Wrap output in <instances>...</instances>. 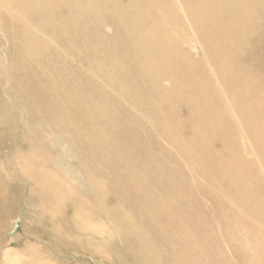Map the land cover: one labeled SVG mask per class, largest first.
<instances>
[{
	"label": "rangeland",
	"instance_id": "obj_1",
	"mask_svg": "<svg viewBox=\"0 0 264 264\" xmlns=\"http://www.w3.org/2000/svg\"><path fill=\"white\" fill-rule=\"evenodd\" d=\"M3 1L4 9L2 10V12L6 15L7 19L3 20L0 18V33L4 35H0V264H13V262H18L21 264V262H24V260L22 259L23 256H20V259H17L15 261L12 260L11 254L12 252L19 254L23 250V248H25L24 245L27 243V241L28 243L33 242L32 244H34V247H36L37 245V248H40V250H47L50 247L51 253L54 254L57 251V248H61L63 242H59L60 245H51L52 243L50 242V239L56 238L60 236V234L62 235L63 233L67 232L72 233L77 230V227L75 225V219L77 218L72 214L74 208L75 211L77 210V212L90 210L91 214L95 216L97 215L99 218L106 221L108 220L107 222L109 223H111L110 221L113 220L116 225L120 227V238L116 240V247H119V254L114 256L119 258L125 257L126 261H124L123 263L109 261L111 264H141V262H137L138 260H134L135 262L131 260L132 255L138 253V249H140L139 245L129 247L127 243H123L120 240L122 239L121 235L127 227L125 225L129 224L125 221V218H123L121 220V226V224H119V221L115 219L119 215H124L125 211L123 209L121 211L120 205L122 206V204H125L129 199H131L129 205L133 213L136 212L135 210H139L137 206L140 204L134 202V199L131 198V196L128 194L129 191H132L133 193L136 190V192H138V189L139 192H141L139 194H142L143 199L141 205L145 206V208H150L152 206L154 208V210H143V214L152 213V215L158 216L162 219H166L168 217H173L174 219L172 224L161 226L159 227L158 231L175 230L178 233H181L182 231L191 230L194 233V235H191L192 237H194L193 240L190 239V242L189 240H181L178 244L189 247L190 250L194 248V246H197L201 249L207 247L206 250H208L209 248H213V250L215 251L221 248L224 242H237L239 244V247H243V249L235 250L231 246L230 247L233 251H236L239 254V264H254L248 259V256L252 254V247L255 245V243L251 242L250 239L254 237L256 233H263L262 229H256L255 223L264 221V197H261L262 195H258V191L254 187H250L253 180L252 175L249 174L250 169L248 167L240 168V165H238L235 160L231 161L233 151L231 150L229 145L230 136L228 135L226 130L223 129L228 122L222 120L217 115H215L214 117H209L202 112L203 110L207 109V104L204 100H206L207 98L206 89L208 88V85L203 84L202 82L204 81L201 80L202 78L200 77L202 74L208 77L210 83L216 82V84L212 85L218 88L220 96L223 99H226V95L220 89L219 84H217L218 79L216 76L215 65L213 64V62H209L206 59L212 53H215L218 56L229 55L228 51H232L233 53L237 52L238 55L244 54L245 56H248L251 54L253 48L259 46V44H257L254 47L250 42L253 38L258 39L261 38V36L264 38V0H193V2L192 0H166L167 2H165V0H162L161 2L160 0H141V4L137 2L140 0ZM168 2H170V4ZM194 2H196L197 4ZM223 2L226 3L224 4ZM252 2H256V5H252ZM135 3L137 6H134ZM163 3H165L166 6ZM172 3L174 4V7L173 5H171ZM235 3H237L238 6ZM257 3L261 7L258 6ZM213 5L214 7H212ZM16 9L19 11H17ZM34 9L35 11L32 12V10ZM218 9H220V11ZM233 9L234 11H232ZM58 10L60 12H58ZM217 10L220 12V15ZM251 10L252 13H248L251 12ZM47 11L49 12V14H47ZM211 12L215 13L212 14ZM175 13L176 15H178V19H175L176 17L175 15H173ZM58 14H60V17L58 16ZM152 14L154 15V17L152 16ZM206 14L208 15L207 17ZM149 15L151 18L148 19ZM142 16L145 18H143ZM200 16H202V18H200ZM228 16L232 17L229 18ZM242 16L245 17L243 18ZM41 17H43V19ZM215 17H218L216 18L217 22L214 19ZM205 19L207 20V22ZM222 19L223 21H221ZM51 20H53V22ZM195 20H197V22ZM198 21L200 23V26L198 24ZM195 23L197 25H195ZM202 23L204 24L203 26ZM225 23L228 26L224 25ZM219 24L221 25L220 28H218ZM213 25H216V27H218L216 28ZM121 27L123 30L121 29ZM203 27L207 30L210 27V29L207 32ZM212 28L215 29L213 30ZM216 29H218L219 31L217 32ZM118 30L120 32H118ZM194 30H199L200 33L198 31L197 34V32L195 31V33ZM63 31L67 32V34L64 36L61 35ZM223 31L224 34L221 35V32L223 33ZM29 32H31L32 34L30 33V35ZM214 32L215 35H213ZM225 32L227 33L225 34ZM121 33L123 34L121 35ZM155 34L158 35L155 36ZM161 34L162 36H160ZM169 35H171V38H169ZM187 35H189L190 37ZM191 35L193 37H191ZM242 35L243 37H241ZM172 36L175 38H172ZM64 37L68 38V42L66 44H64ZM162 37L165 38L164 40L168 41H164ZM181 37L183 38V40L181 39ZM223 37H227L225 39V43L223 42ZM169 39L171 40V42L169 41ZM67 44L71 46L69 47ZM181 44L183 47L181 46ZM244 45L246 46L244 47ZM93 46L94 48L96 47L95 50ZM181 47L194 56L195 61L192 62V64L200 66L201 74H189L187 73L185 67H183V63L180 64L177 62L176 58H180V60L184 59L182 62H185V58H183L185 57V55L183 54L184 50ZM247 49L250 50L247 51ZM177 50H180L179 56L177 55ZM147 55H149V57ZM19 56H25V58L30 60L31 64H36L40 61L44 62L49 69L55 70L57 76H60L62 69L67 68L68 80L64 82L66 84H58L56 85V87L50 88L45 84H34V82H32V80L27 76L29 70L22 72L21 67L15 63L19 61ZM97 57L100 59L98 60ZM138 57H140L139 60H141V62L138 61ZM116 60L117 62L120 61L117 65V68L122 67L123 65L126 68V72L125 69L122 72V74L128 79L126 84H119L118 82L116 83L115 79L113 80L112 78L113 73H111L110 76V70L116 67ZM10 62H13L14 64ZM136 62L137 64H135ZM254 63L258 64V60H255L253 64ZM105 67L108 68L105 69ZM98 69L100 73L95 74L94 72H98ZM147 69H155V72L158 75H174L173 79L159 80L157 84H159L162 88H165L168 92H179V95L175 94L172 95V97H159L157 91L154 90V84H150L151 81L149 80L152 79L151 74H149L150 76L143 74V71H146ZM234 71L235 70H232V72ZM230 73L231 69L228 71V76L230 75ZM97 74L99 75V77ZM89 79H91V82ZM133 80L142 81L143 84H131ZM194 81H200L201 84H195ZM18 84H28L33 87L35 91H38V93H48L50 91L51 93H53V91H56L57 97L65 100L62 103V106L67 109V113H59L56 117L49 108L50 104L48 103H45V107L50 109L49 113L45 114V111H39L42 114H39V112H34L31 108V103L39 102L41 99L34 97V99L31 100L30 104H22L18 94ZM224 85L227 89H229L228 95H234L236 97L237 95H239V92L242 91L240 87L244 84ZM245 85H248L247 87L250 91V94L242 97H244L243 100L245 102L250 103V109L254 113L255 118V113H257L258 110L262 109V104L260 102L261 96L258 95L257 97L255 95V87L253 85ZM78 87H80L83 91L90 92L91 94H94L97 91H102L108 96L109 102L111 101V99L112 102L114 100L113 104H116L118 108L121 106L122 108H125L127 110L131 109V111L128 110L130 113L127 119H125L121 124L117 123L115 125H112L113 123L118 122L122 116L120 114H111L109 104H106L107 101L96 99L95 103L94 98L91 97H89L88 100L82 101L83 103H89L90 105L95 104L96 106L97 104L100 108L99 113L96 110L95 115L98 113V117L94 122L90 121L91 118L89 116H82L79 113V107L70 110L69 108H67V102L77 101L78 103L77 97H75L77 96ZM203 88H205V90ZM111 93L113 97L111 96ZM185 93L189 94V98H187V100H185L186 98L183 97V95H186ZM114 97H117V99ZM174 100L178 102H175ZM118 103L120 104L119 106ZM143 105H151L152 108L154 107L153 109H150V115L143 111ZM187 105H191L192 107L196 108V110L187 111L186 113L189 112L188 114L179 113L178 117L176 118L174 116V110H178L180 108L183 109ZM137 106L138 111L136 110ZM103 108H105V125H102L103 122L100 118V114ZM154 109H156L158 113L154 111ZM153 116L156 117V119L153 123H150L151 121H153L152 119H154ZM162 116L165 117L162 119ZM160 118L162 122H160ZM129 121L132 123V126H128ZM85 122L87 123V127H91L93 123V130H98L106 133L105 137L103 138L105 143L104 145H102V140L100 141V138L96 139L95 137L92 138V141L96 145H101H99L95 149H92L89 144H85V142L82 140L81 134V125ZM163 123L164 126L162 125ZM263 124L264 118H255L254 134L258 139L261 140H264V131L259 132L258 129ZM160 125H162V127ZM111 126L114 128H121L125 130L128 133L127 137H130V139L128 141L121 140V134L120 132H117L113 136L115 139V144L112 143L111 145V137L107 134L112 133ZM184 126L186 130L184 129ZM78 127L80 129H78ZM178 127L181 133V137L183 136V134L185 135V137L183 138L185 139L184 141L187 145L175 152L171 150V148L176 140L174 129ZM149 128L154 130L153 134ZM67 129H69L70 131H66ZM161 130L164 132H162ZM173 137L174 139H172ZM169 138L171 140H169ZM195 138H197L196 141ZM84 139H86L88 143L91 142L90 132L89 134L87 133L85 135ZM144 140L148 141L142 143V141ZM188 141L192 144H190ZM69 142H76V144L73 143L74 145H72ZM195 142H199L197 143L198 145ZM136 143L137 145H135ZM200 143L201 145L203 144V147L199 148ZM214 143H218L219 147L217 149H211V146ZM242 143L245 144V140H242ZM136 146L140 149H138ZM226 146L228 147L227 149ZM243 146L250 150L249 145ZM141 148L147 152H145L144 150L142 151ZM162 148L164 149V151ZM198 148L200 150H198ZM251 148L254 149V146H252ZM159 150H162V154ZM181 150L183 152H181ZM200 151L201 154H203L204 152V154L207 156L206 159L204 154L203 156L200 155ZM215 151L218 152L216 153ZM224 151L226 152L224 153ZM163 152L165 153L163 154ZM27 154L29 158L30 168L34 173V176L46 183V188L44 189L45 197L41 196V199L37 200L34 203L29 202V196L30 193L35 190V188L33 189V184L25 182L22 173L19 172L17 168V166L22 162L21 155ZM166 154L175 156L178 160V163L180 162L178 157L184 158V160L186 161H182L179 165L176 166H172V164L169 163H163L162 159L166 156ZM30 155L32 156V158ZM185 157L187 158L185 159ZM192 157H194L195 159ZM191 158L192 160H196V163H194V165L193 162H191ZM249 158L256 163L259 172L261 173L262 170L260 169L261 166L259 159L253 151L249 153ZM16 159L17 162L14 163ZM210 159L213 161H210ZM226 160L228 162V165ZM231 162L233 163L231 164ZM95 163L99 167V172H96L97 167L95 166ZM224 163L226 164V168ZM1 164L5 167H2ZM84 164L85 167L83 166ZM168 164L170 165V167ZM150 165H152V167ZM178 166L182 168L180 169ZM192 166L195 167V169L198 168L196 169L197 171L202 170L201 172L203 175L205 174L200 182L199 180L193 181V178L189 179L188 176H186L187 172L190 175V171L193 168ZM103 167L105 168V170ZM175 167H177L178 169H176ZM228 168H230L231 171L228 170ZM214 169L216 170L214 171ZM147 170L150 171L148 172ZM119 171H121L124 175L120 174L115 178V174ZM227 174H229V176ZM234 174H236L237 176ZM177 175H180V177H177ZM231 175H233V177ZM226 176L230 179H223V177ZM261 177L263 178V183L261 184L264 187V175L261 174ZM235 178H237L239 181L237 179L234 180ZM229 180L231 181L230 183ZM225 181L227 182L228 186L226 185ZM232 181L233 183H235L234 186L232 185ZM114 182H118L121 185L114 186ZM237 182L239 183V185ZM231 186L232 188H230ZM141 187H143V189H140ZM208 188H212L213 190H215L214 196L209 195ZM200 190L205 191L201 192ZM52 193L54 194V197ZM68 193L70 196L68 195ZM56 195L58 199L57 197H55ZM221 195L222 197H220ZM143 196L145 197V199ZM228 196L230 199L228 198ZM67 197L69 198L68 200ZM44 199H48L49 201ZM66 201L68 203L63 204ZM40 202L42 203V205ZM69 203H72V206ZM229 205L231 207H228ZM58 207L60 209H58ZM220 209H223L224 214H221L219 212ZM113 212H116V214H113ZM61 213L63 215H61ZM135 214L137 215V213ZM214 217L216 218L214 219ZM199 225H202V228ZM209 228H213L211 230V233L207 231ZM58 229L62 230L63 232L60 230L59 232ZM68 229L72 231H69ZM207 232L209 233V235H207ZM137 234L139 236L137 235L138 238L136 236V239L139 240L140 234L138 232ZM212 234L215 237H213ZM209 237H211V242ZM235 237L238 238L236 241ZM205 238L207 240H205ZM219 241L221 244L218 243ZM134 247L139 248L136 249ZM203 253L206 255L207 251H203L202 253L198 254L199 256H196L197 258L194 257L195 261L193 260L194 258H192L191 261H198L199 264H205ZM230 253L231 252H227V256H229ZM151 254L152 255L150 259L152 261H158L157 258L159 254L154 252H152ZM70 256L72 257L70 258ZM70 256L67 259L71 261L73 260L72 262L74 264H110L108 261L94 258L91 255Z\"/></svg>",
	"mask_w": 264,
	"mask_h": 264
},
{
	"label": "bare ground",
	"instance_id": "obj_2",
	"mask_svg": "<svg viewBox=\"0 0 264 264\" xmlns=\"http://www.w3.org/2000/svg\"><path fill=\"white\" fill-rule=\"evenodd\" d=\"M6 1V0H5ZM37 1V0H35ZM46 1V0H45ZM48 1V0H47ZM72 1V0H71ZM70 1V2H71ZM134 1V0H133ZM159 1V0H158ZM162 0H160L161 2ZM189 1V0H187ZM226 1V0H224ZM236 1V0H234ZM4 1H0V18L3 19V20H6L7 17L6 15L2 12V10L4 9L3 8V3ZM7 2V1H6ZM23 2V1H22ZM27 2V1H26ZM61 2V1H60ZM66 2V1H64ZM137 2H142L141 0L140 1H137ZM136 2V3H137ZM159 2V3H160ZM165 2H167L165 0ZM171 2V1H170ZM170 2H168L170 4ZM193 2V0H192ZM222 2V1H220ZM249 2V1H248ZM18 3V2H16ZM63 3V1H62ZM68 3V2H66ZM72 3V2H71ZM136 3L134 4V6L136 5ZM196 3V2H194ZM224 3V2H223ZM226 3V2H225ZM224 3V4H225ZM241 3V1H240ZM251 3V2H250ZM253 4L252 5H256L254 2H252ZM259 3V2H258ZM257 3V5H258ZM263 3V2H262ZM22 4V3H20ZM24 4V3H23ZM33 4V3H32ZM51 4V3H50ZM60 4V3H59ZM70 4V3H69ZM113 4V2H112ZM115 4V3H114ZM133 4V3H132ZM141 4V3H140ZM165 5V3H163ZM187 4V3H186ZM190 4V3H189ZM193 4V3H192ZM197 4V3H196ZM219 4V3H218ZM217 4V6H218ZM222 4V3H221ZM237 4V3H235ZM245 4V3H244ZM55 5V4H54ZM168 5V4H167ZM171 5H173L174 7V4L172 3ZM205 5V4H204ZM216 5V4H215ZM246 5V4H245ZM22 6V5H21ZM137 6V5H136ZM166 6V5H165ZM190 6V5H188ZM192 6V5H191ZM202 6V5H201ZM220 6V5H219ZM223 6V5H222ZM238 6V4H237ZM250 6V5H249ZM260 6V5H258ZM10 7V6H9ZM29 7V6H27ZM57 7V6H56ZM61 7H62V4H61ZM59 7V8H61ZM209 7V6H208ZM214 7V5L212 6ZM216 7V6H215ZM221 7V6H220ZM220 7H217V8H220ZM234 7V5H233ZM257 7V6H255ZM261 7V6H260ZM14 8V7H13ZM47 8V7H46ZM166 8V7H165ZM196 8V7H195ZM249 8V7H248ZM259 8V7H258ZM10 9V8H9ZM12 9V7H11ZM53 9V8H52ZM160 9V8H159ZM162 9V8H161ZM167 9V8H166ZM207 9V8H206ZM213 9V8H212ZM225 9V8H224ZM237 9V8H236ZM246 9V8H245ZM243 9V10H245ZM250 9V8H249ZM257 9V8H256ZM255 9V10H256ZM17 10V9H16ZM41 10V8H40ZM51 10V9H50ZM61 10V9H59ZM58 10V12H60ZM190 10V9H189ZM197 10V9H196ZM196 10H195V13H196ZM203 10V9H202ZM208 10V9H207ZM206 10V11H207ZM214 10V9H213ZM220 11V9H218ZM217 10V11H218ZM7 11V10H5ZM12 11V10H11ZM19 11V10H17ZM21 11V10H20ZM30 11V10H28ZM35 11L32 10V12ZM39 11V10H38ZM157 11V10H156ZM155 11V12H156ZM159 11V10H158ZM205 11V10H204ZM212 11V10H210ZM216 11V9H215ZM218 11V12H219ZM226 11V10H225ZM234 11V9L232 10ZM231 11V13H232ZM238 11V10H236ZM240 11V10H239ZM15 12V11H13ZM24 12V11H22ZM26 12V11H25ZM48 12V11H47ZM55 12V11H54ZM154 12V11H153ZM164 12V11H163ZM190 12V11H189ZM223 12V11H222ZM247 12V11H246ZM9 13V12H8ZM6 13V14H8ZM29 13V12H28ZM35 13V12H34ZM62 13V12H61ZM146 13V12H145ZM151 13V11H150ZM157 13V12H156ZM177 13V12H176ZM175 15V19H178V15ZM194 13V12H193ZM206 13V12H205ZM210 13V12H208ZM212 14H214L213 12H211ZM243 13V11H242ZM248 13H252V10L251 12H248ZM11 14V13H10ZM21 14V13H20ZM36 14V13H35ZM49 14V12L47 13ZM51 14V13H50ZM142 14V13H140ZM155 14V13H154ZM191 14V13H190ZM204 14V12H203ZM211 14V15H212ZM223 14V13H222ZM225 14V13H224ZM245 14V12H244ZM38 15V14H37ZM139 15V14H138ZM151 15V14H150ZM149 15L148 19L151 18ZM219 15H220V12H219ZM226 15V14H225ZM229 15V14H228ZM242 15V14H241ZM29 16V15H28ZM36 16V15H35ZM40 16V15H39ZM38 16V18H39ZM58 16L60 17V14H58ZM113 16V15H112ZM141 16V15H140ZM144 16V15H143ZM142 16V17H143ZM152 16L154 17V15L152 14ZM157 16V15H156ZM208 15L206 14V17ZM210 16V15H209ZM213 16V15H212ZM240 16V15H239ZM246 16V15H245ZM244 16V17H245ZM250 16V15H249ZM13 17V16H11ZM31 17H32V14H31ZM50 17V16H49ZM114 17V16H113ZM121 17H122V14H121ZM160 17V16H159ZM214 17V16H213ZM229 17V16H228ZM232 17V16H230ZM229 17V18H230ZM243 17V16H242ZM240 17V18H242ZM243 17V18H244ZM29 18V17H28ZM43 19V17H41ZM58 18V17H56ZM110 18V17H109ZM141 18V17H140ZM145 18V17H143ZM191 18V17H190ZM189 18V19H190ZM197 18V16H196ZM200 18H202V16H200ZM218 17H215V21L217 22V19ZM236 18V17H235ZM47 19V18H45ZM50 19V18H49ZM112 19V18H111ZM118 19V18H117ZM159 19V18H157ZM211 19V18H209ZM220 19V18H219ZM234 19V18H232ZM231 19V20H232ZM251 19V18H250ZM107 20V19H106ZM119 20V19H118ZM153 20V19H152ZM156 20V19H155ZM200 20V19H199ZM206 20V19H205ZM53 22V20H51ZM110 21V19H109ZM108 21V22H109ZM113 21V20H112ZM117 21V20H115ZM162 21V20H161ZM197 22V20H195ZM210 21V20H209ZM223 21V19L221 20ZM229 21V20H228ZM227 21V22H228ZM179 22V21H177ZM203 22V21H202ZM205 22V21H204ZM207 22V20H206ZM245 22V21H244ZM7 23V21H6ZM48 23V21H47ZM224 23V22H223ZM230 23V22H229ZM236 23V22H235ZM241 23V22H240ZM112 24V23H111ZM117 24V23H116ZM120 24V23H118ZM198 24L200 26V23L198 21ZM221 24V23H220ZM219 24V27L220 28V25ZM231 24V23H230ZM242 24V23H241ZM247 24V23H246ZM18 25V24H17ZM177 25V24H176ZM195 25H197L195 23ZM204 24L202 23V26ZM224 25H227L226 23ZM243 25V24H242ZM81 26V25H80ZM206 26V25H205ZM209 26V25H208ZM212 26V25H211ZM214 26V25H213ZM228 26V25H227ZM237 26V25H236ZM241 26V25H240ZM245 26V25H244ZM117 27V25H116ZM216 27V25L214 26ZM216 27V28H217ZM231 27V25H230ZM115 28V27H114ZM120 28V26H119ZM157 28V27H156ZM202 28V27H201ZM204 28V27H203ZM263 28V27H262ZM80 29V28H79ZM118 29V28H117ZM122 29V27H121ZM196 29V28H195ZM200 29V28H199ZM206 29V28H204ZM210 29V27L208 28V30ZM213 29V28H212ZM211 29V30H212ZM215 29V28H214ZM213 29V30H214ZM228 29V28H226ZM261 29V28H260ZM101 30V29H100ZM116 30V29H115ZM123 30V29H122ZM153 30V29H152ZM157 30V29H156ZM208 30L206 29V31L208 32ZM212 30V31H213ZM217 32L219 31L218 29H216ZM215 30V32H216ZM239 30V28H238ZM117 31V30H116ZM116 31H115V34H116ZM196 30H194L195 32ZM199 31V30H198ZM198 31L197 34H198ZM205 31V32H206ZM222 31V30H220ZM247 31V29H246ZM118 32H120L118 30ZM126 32V30H125ZM128 32V31H127ZM155 32V31H153ZM161 32V31H160ZM178 32V31H177ZM195 32V33H196ZM204 32V31H203ZM210 32V31H209ZM215 32L213 35H215ZM264 32V30H263ZM31 32H29L30 34ZM200 33V31H199ZM212 33V32H211ZM220 33V32H219ZM227 32H225L226 34ZM245 33V32H244ZM32 34V33H31ZM30 34V35H31ZM67 32L66 31H63L61 33L62 36L66 35ZM123 33H121L122 35ZM208 34V33H207ZM205 34V35H207ZM217 34V33H216ZM224 34V31L223 33L221 32V35ZM0 35L2 36L3 34L0 33ZM104 35V33H103ZM119 35V34H117ZM128 35V34H127ZM158 34H155V36H157ZM172 35V34H171ZM171 35H169L171 38ZM212 35V34H211ZM220 35V36H221ZM236 35V34H235ZM244 35V34H243ZM243 35L241 37H243ZM262 35V34H261ZM4 36V35H3ZM162 36V34L160 35ZM189 36V35H187ZM195 36V35H194ZM227 36V35H226ZM233 36V35H232ZM237 36V35H236ZM28 37V36H27ZM123 37V36H122ZM121 37V38H122ZM159 37V36H158ZM167 37V36H165ZM190 37V36H189ZM191 37H193L191 35ZM211 37V36H210ZM217 37V36H216ZM215 37V38H216ZM219 37V36H218ZM225 37V36H224ZM223 37V38H224ZM12 38V36H11ZM15 38V37H14ZM26 38V37H25ZM65 38V43L66 44L68 42V38L64 37ZM118 38V37H117ZM172 38H175L172 36ZM179 38V36H178ZM205 38V37H204ZM214 38V39H215ZM227 38V37H226ZM223 40V42L225 43V39ZM35 39V37H34ZM119 39V38H118ZM162 39L164 40L165 38L162 37ZM168 39V38H166ZM181 39L183 40V38L181 37ZM187 39V38H186ZM189 39V38H188ZM239 39V38H238ZM242 39V38H241ZM121 40V39H120ZM123 40V39H122ZM180 40V39H179ZM181 40V41H182ZM208 40V39H207ZM217 40V39H216ZM233 40V38H232ZM243 40V39H242ZM241 40V42H242ZM164 41H168V40H164ZM169 41L171 42V40L169 39ZM173 41V39H172ZM176 41V39H175ZM174 41V42H175ZM199 41V40H198ZM211 41V40H210ZM219 41V40H218ZM230 41V40H229ZM249 41V40H248ZM178 42V41H177ZM176 42V43H177ZM183 42V41H182ZM212 42V41H211ZM70 43V42H69ZM68 43V44H69ZM110 43V41H109ZM168 43V42H167ZM165 43V44H167ZM173 43V42H172ZM180 43V42H179ZM223 43V44H224ZM245 43V42H244ZM254 47L255 45L259 44V46L253 48L252 52L250 55L248 56H245L244 54H240L238 55L237 52H229L228 51V54L229 55H222V56H218L217 54L215 53H212L210 54V56L207 57V61L209 62H213V64L215 65V71H216V76H217V84H219V87L220 89L223 91V93L226 95V99H223L221 96H220V93H219V89L216 88L215 86H213L212 84H216L215 83H210L209 82V79L208 77L204 76L201 74L200 72V66H196V65H193L192 62L195 61L194 59V56L189 53L187 50H184L182 47V44H181V48L184 50L183 51V54L185 55V62H182L183 60H180V58H176L177 62L178 63H183V67H185L187 73L189 74H193V75H196L198 73L201 74V77L202 78L201 80H203L204 82H202L203 84H207L208 85V88L206 89V100L205 103L207 104V109L206 110H203L202 112L209 116V117H214L215 115L219 116L222 120L228 122L226 123V126L225 129L226 132L228 133V135L230 136V142H229V145H230V148L231 150L233 151V155H232V160L231 161H234L238 163V165H240V168L241 167H248L250 169L249 171V174L252 175L253 177V180H252V183L250 185L251 188H255L257 191H258V195H262L261 197H264V187L261 183H263V178L261 177V174L264 175V140H261V139H258L255 134H254V127H255V118H259V119H263L264 118V38L261 36V38H258V39H255L253 38L250 42ZM67 44V45H68ZM171 44V43H169ZM111 45V44H110ZM243 45V43H242ZM69 47L71 45H68ZM130 46V45H129ZM174 46V45H173ZM246 45H244L245 47ZM30 47V46H29ZM113 47V46H112ZM121 47V46H120ZM172 47V46H171ZM211 47V46H210ZM243 47V46H242ZM94 48V46H93ZM96 48V47H95ZM94 48V50H95ZM117 48V47H116ZM125 48V47H124ZM248 48V47H247ZM115 49V48H114ZM174 49V47H173ZM238 49V48H237ZM116 50V49H115ZM125 50V49H124ZM123 50V51H124ZM224 50V49H223ZM250 49H247V51H249ZM16 51V50H14ZM32 51V50H31ZM117 51V50H116ZM175 51V50H174ZM178 51V56H179V52L180 50H177ZM246 51V52H247ZM11 53V52H10ZM98 53V51H97ZM120 53V52H119ZM123 53V52H122ZM119 55V54H118ZM122 55V54H121ZM181 55V54H180ZM183 55V56H184ZM100 56V55H99ZM120 56V55H119ZM125 56V55H124ZM149 57V55H147ZM146 56V58H147ZM176 56V57H178ZM182 56V55H181ZM126 57V56H125ZM175 57V56H174ZM75 58V57H74ZM80 58V57H79ZM98 58V57H97ZM118 58V56H117ZM121 58V57H120ZM119 58V59H120ZM135 58V57H134ZM140 57H138V61L141 62V60H139ZM146 58H143V59H146ZM151 58V57H150ZM148 58V59H150ZM67 59V57H66ZM93 59V58H92ZM100 58H98L99 60ZM131 59V58H130ZM129 59V60H130ZM147 59V60H148ZM76 60V59H75ZM80 60V59H79ZM145 60V61H147ZM255 60H258V64H253V62ZM90 61V60H88ZM95 61V60H94ZM105 61V60H104ZM136 61H137V58H136ZM150 61V60H149ZM68 62V61H67ZM117 62V60L115 61ZM120 62V61H119ZM119 62L114 63L116 64V67L112 68L110 70V76H111V73H113L112 75V78L113 80L115 79V82L119 83V84H126V82L128 81V79L122 74V72L124 71L125 69V72H126V68L125 66L123 65L122 67H118L117 68V65L119 64ZM125 62V61H123ZM132 62H133V59H132ZM131 62V63H132ZM139 62V63H140ZM10 63H13V62H10ZM18 66L21 67V71H27L29 70L27 76L32 80V82H34V84H45L47 85L49 88L50 87H56V85L58 84H66L64 83L65 81L68 80V76H67V73H68V69L65 68V69H62L61 70V73H60V76H57L56 73H55V70H51L49 69L44 62H38L36 64H31L30 60L22 57V56H19V61L18 62H15ZM14 64V63H13ZM15 64V65H16ZM98 64V63H97ZM104 64V63H103ZM102 64V65H103ZM122 64V62H121ZM124 64V63H123ZM133 64V63H132ZM137 64V62L135 63ZM143 64V63H142ZM72 65V64H71ZM82 65V64H81ZM129 65V64H128ZM147 65V64H146ZM149 65V64H148ZM99 66V65H98ZM113 66V65H112ZM120 66V65H119ZM141 66V65H140ZM76 67V66H75ZM102 67V66H101ZM104 67V66H103ZM129 67V66H128ZM127 67V68H128ZM134 67V66H133ZM143 67V65H142ZM108 68V67H105V69ZM146 68V67H145ZM144 68V69H145ZM103 69V68H102ZM141 69V68H140ZM231 69V73L230 75L228 76V71ZM132 70V69H131ZM232 70H235L234 72H232ZM32 71V73H31ZM81 71V70H80ZM98 72H94L95 74L96 73H100L99 72V69L97 70ZM109 71V69H108ZM107 71V72H108ZM141 71V70H140ZM139 72V71H138ZM80 73V72H79ZM85 73V72H84ZM83 74V73H82ZM87 74V73H86ZM126 74H129V73H126ZM143 74L144 75H149L151 74L152 76V79L149 80L151 81L150 84H154L153 87H154V90L157 91V94L159 95V97H164V96H167V97H172V95H179V92L177 93H172V92H168L166 91L165 88H162L158 83L159 80H164V79H173L174 75H170V74H164V75H158L156 72H155V69H152V70H146V71H143ZM85 75V74H84ZM98 75V74H97ZM101 75V74H100ZM143 75V76H144ZM106 76V75H105ZM150 76V75H149ZM93 77V76H92ZM97 77V76H96ZM99 77V75H98ZM146 77V76H145ZM94 78V77H93ZM105 78V77H104ZM80 79V78H79ZM95 79V78H94ZM107 79V78H106ZM182 79V78H181ZM180 79V80H181ZM90 82H91V79H89ZM132 80V78H131ZM130 80V81H131ZM183 80V79H182ZM200 80V81H201ZM88 81V80H86ZM108 81V80H107ZM197 81H194L195 84H201ZM177 83V82H176ZM180 83V82H179ZM111 84V83H110ZM131 84H143L142 81H138V80H133L131 82ZM224 84H244L242 85L240 88L242 89V91L239 92V95H237L236 97L233 95V96H229L228 95V90ZM245 84H250V85H253L255 87V95L258 97L261 96V104H262V109L258 110L257 113H255V118H254V113L251 111L250 109V103L248 102H245L243 100V98L245 96H247L248 94H250V91L248 89V85H245ZM103 85V84H102ZM112 85V84H111ZM110 85V86H111ZM19 86V91H18V94H19V97H20V101L22 104H26V103H31V100L35 98H40L41 100L39 102H33L31 103V108L34 112H39V111H45V114L49 113L50 112V109L52 111V113L57 117L59 113H67V109L62 106V103L65 101L64 99H60L57 97V92L56 91H53V93L48 92V93H38V91H35V89L33 87H31L30 85L28 84H18ZM104 86V85H103ZM120 86V85H119ZM183 86V84H182ZM77 87V86H76ZM114 87V86H112ZM111 87V88H112ZM116 87V86H115ZM148 87V86H147ZM110 88V87H109ZM126 88V87H125ZM132 88V86H131ZM195 88V87H194ZM11 89V88H10ZM106 89V88H105ZM104 89V90H105ZM123 89V88H122ZM130 89V88H129ZM152 89V88H151ZM150 89V90H151ZM181 89V88H180ZM205 90V88H203ZM12 90V89H11ZM108 90V89H107ZM120 90V88H119ZM147 90V88H146ZM185 90V89H184ZM113 91V89H112ZM132 91V90H131ZM186 91V90H185ZM105 92V91H104ZM122 92V91H121ZM182 92V91H181ZM203 92V91H202ZM15 93H16V90H15ZM110 93V92H109ZM114 93V92H113ZM120 93V92H119ZM187 93V92H186ZM185 93V94H186ZM181 94V93H180ZM203 94V93H202ZM205 94V93H204ZM114 95V94H113ZM194 95V94H193ZM111 96H112V93H111ZM127 96V95H126ZM189 94H186V95H183V97H185L187 100ZM195 96V95H194ZM244 96V97H242ZM16 97V96H15ZM77 100H78V103L77 101L76 102H67V108H69L70 110H73V109H76L78 108L79 110V113L82 115V116H89L91 118L90 121L94 122L95 119L98 117V113L100 112V108L98 107V105L95 104L94 105H90L89 103H83L82 100H88L89 97L91 98H94V101L96 103V99H99V100H102V101H107L106 104L108 103L109 104V107L111 109V114H120L121 118L118 122L116 123H113L112 125H115L117 123H122L125 119H127L128 115H129V111H131V109H125V108H122L121 106L119 108L116 106V104H113L112 102V99L111 101L109 102L108 101V96L103 93L102 91H97L96 93L94 94H91L90 92L88 91H83L80 87L77 88ZM110 97V96H109ZM113 97V96H112ZM180 97V96H179ZM192 97V96H191ZM117 99V97H114ZM128 98V97H127ZM203 98V97H202ZM123 99V98H122ZM131 99V98H130ZM163 99V98H162ZM205 99V98H204ZM16 100V99H15ZM119 100V98H118ZM117 100V102H118ZM129 100V99H128ZM161 100V99H160ZM133 101V100H132ZM164 101V100H163ZM175 102H178L176 100H174ZM19 102V101H18ZM120 102V100H119ZM45 103H48L50 104L49 105V108H46L45 107ZM124 103V102H123ZM132 103V102H131ZM155 103V102H154ZM169 103V102H168ZM122 104V103H121ZM134 104V103H133ZM140 104V103H139ZM120 104L118 103V106ZM136 105V104H135ZM173 105V104H172ZM177 105V104H176ZM141 106V105H140ZM185 106V104H184ZM144 109L143 111H145L146 113H148L150 115V109H153L152 106H146V105H143ZM177 107V106H175ZM182 107V106H181ZM130 108V107H129ZM135 108V107H134ZM174 108V107H173ZM198 108V106H197ZM138 109V106L136 107V110ZM175 109V108H174ZM96 110L98 111V113L95 115L96 113ZM140 110V109H139ZM196 108L192 107L191 105H187L186 107H184L183 109H178V110H174V116L177 118L178 117V114L179 113H184V114H188L186 113L187 111H195ZM138 111V110H137ZM154 111H156V109H154ZM159 111V110H158ZM135 112V110H134ZM157 112V111H156ZM138 113V112H137ZM144 113V114H146ZM158 113V112H157ZM156 113V114H157ZM39 114H42L41 112H39ZM136 114V113H135ZM139 114V113H138ZM143 114V115H144ZM141 115V114H140ZM158 115V114H157ZM163 115V114H161ZM155 116V115H154ZM153 116V117H154ZM160 117V116H159ZM165 117V116H164ZM163 116L161 117L162 119L164 118ZM170 117V116H169ZM100 118L102 120V125H105L104 123L105 122V108H103L101 114H100ZM142 118V117H141ZM145 118V117H144ZM152 118V116H151ZM161 118L159 120H161ZM156 119V117H154V119H152L153 121H151L150 123H153L154 120ZM158 119V118H157ZM138 120V119H136ZM158 120V121H159ZM165 120V119H164ZM163 120V122H164ZM157 121V120H156ZM177 121V120H176ZM88 122V121H87ZM139 122H140V119H139ZM138 122V123H139ZM145 122V121H144ZM162 122V120L160 121ZM236 122V123H235ZM148 123V122H147ZM222 123V122H221ZM87 123H82L81 125V134H82V140L85 142V144H89V146L92 148V149H95L96 147H98L99 145L101 144H95L93 141H92V138H100V141L102 140V145H104V137L106 135L105 132H102V131H98V130H93L92 129V125L91 127L86 125ZM155 124V123H154ZM158 124V123H157ZM127 125V124H126ZM164 126V123L162 124ZM162 125H160L162 127ZM167 125V124H166ZM219 125V124H217ZM128 126H132V123L129 121L128 122ZM148 126V124H147ZM152 126V125H151ZM156 126V125H155ZM183 126V125H181ZM80 127V126H79ZM78 127V129H80ZM188 127V126H187ZM223 127V126H222ZM58 128V127H57ZM136 128V127H135ZM153 128H156V127H153ZM160 128V127H159ZM107 129V127H106ZM141 129V128H140ZM139 129V130H140ZM144 129V128H143ZM151 131H152V134H153V131L151 128H149ZM158 129V127H157ZM163 129V128H162ZM184 129L186 130L185 126H184ZM137 130V129H136ZM224 130V131H225ZM66 131H70L69 129H67ZM111 131L112 133H107L110 137H111V145L112 143L115 144V139H114V134H116L117 132H120L121 134V140H125V141H128L130 139V137H127V132L121 128H114L111 126ZM162 131V130H161ZM166 131V130H165ZM184 131V130H183ZM223 131V130H222ZM259 132H263L264 131V124L258 129ZM91 134V142L88 143L86 141L85 138V135L88 133ZM142 132V131H141ZM146 132V131H145ZM156 132V131H155ZM160 132V131H159ZM164 132V131H162ZM168 132V131H167ZM174 132H175V137H176V140H175V143H171L172 145V148L171 150L173 151H177L179 150L180 148L186 146V142L184 141L185 139L183 137H185V135L183 134V136L181 137V133H180V130H179V127L174 129ZM139 133V132H138ZM148 133V132H147ZM170 133V132H169ZM186 133V132H185ZM144 134V133H143ZM150 134V133H149ZM164 134V133H163ZM166 134V132H165ZM141 135V134H140ZM173 135V134H172ZM136 136V134H135ZM144 136V135H143ZM152 136V135H151ZM158 136V135H157ZM174 136V135H173ZM216 136V135H215ZM146 137V136H145ZM153 137V136H152ZM218 137V136H217ZM143 138V137H142ZM228 138V137H227ZM118 139V138H117ZM145 139V138H144ZM152 139V138H151ZM154 139V138H153ZM174 139V137L172 138ZM139 140V139H138ZM137 140V142H138ZM169 140H171L169 138ZM168 140V141H169ZM197 140V138H195V141ZM206 140V139H205ZM225 140V139H224ZM227 140V139H226ZM242 140H245V144L242 143ZM261 140V141H260ZM148 141V140H147ZM147 141H142V143L144 142H147ZM162 141V140H161ZM160 141V142H161ZM177 141V142H176ZM204 141V139H203ZM80 142V141H79ZM153 142V141H152ZM158 142V141H157ZM166 142V141H165ZM189 142V141H188ZM221 142V141H220ZM219 142V143H220ZM71 143L72 145L76 144V142H69ZM74 143V144H73ZM121 143V142H120ZM118 143V144H120ZM151 143V142H150ZM162 143V142H161ZM190 143V142H189ZM196 143V142H195ZM199 143V142H197ZM196 143V144H197ZM83 144V143H82ZM140 144V143H139ZM159 144V143H158ZM157 144V145H158ZM163 144V143H162ZM192 144V143H190ZM194 144V143H193ZM137 145V143L135 144ZM141 145V144H140ZM155 145V146H157ZM195 145V144H194ZM198 145V144H197ZM195 145V146H197ZM201 143L199 144V148L200 147H203ZM206 145V144H205ZM222 145V144H221ZM224 145V144H223ZM243 145H249L250 146V150L245 148ZM143 146V145H142ZM146 146V145H145ZM168 146V145H167ZM208 146V145H206ZM254 146V149H252L251 147ZM83 147V146H82ZM104 147V146H103ZM120 147V146H119ZM137 147V146H136ZM170 147V146H169ZM189 147V146H188ZM198 147V146H197ZM205 147V146H204ZM209 147V146H208ZM219 147L218 143H214L212 144L211 146V149H217ZM223 147V146H222ZM101 148V147H99ZM138 148V147H137ZM159 148V147H158ZM157 148V149H158ZM161 148V147H160ZM164 148V147H163ZM162 148V149H163ZM192 148V146H191ZM198 148V150H200ZM228 147L226 146V149ZM140 149V148H138ZM142 149V148H141ZM145 149V147H144ZM142 149V151L144 150ZM184 149V148H183ZM195 149V147H194ZM193 149V150H194ZM223 149V148H222ZM106 150V149H105ZM170 150V149H169ZM220 150V149H219ZM103 151V150H102ZM145 151V150H144ZM162 154V150H159ZM164 151V149H163ZM221 151V150H220ZM253 151L254 154L258 157L259 159V162H260V166H261V170L262 172L260 173L259 172V169L256 165V163L251 160L249 158V153ZM91 152V151H90ZM99 152V151H98ZM147 152V151H145ZM144 152V153H145ZM158 152V151H157ZM169 152V151H167ZM181 152H183L181 150ZM192 152V151H191ZM210 152V151H209ZM216 152V151H215ZM214 152V153H215ZM218 152V151H217ZM216 152V153H217ZM226 151H224L225 153ZM94 153V152H93ZM151 153V152H150ZM165 152H163L164 154ZM211 153V152H210ZM229 153V152H228ZM155 154V153H153ZM204 154V152H203ZM203 154H201V151H200V155L203 156ZM209 154V153H208ZM178 155V153H177ZM181 155V153H180ZM183 155V154H182ZM199 155V154H197ZM205 155V154H204ZM31 156V155H30ZM98 156V155H97ZM142 156V155H141ZM157 156V155H156ZM218 156V155H217ZM160 157V156H159ZM190 157V156H189ZM212 157V156H211ZM215 157V156H214ZM213 157V159H214ZM223 157V156H222ZM227 157V156H226ZM225 157V158H226ZM21 158H22V162L17 166L19 172L22 173L23 175V179L25 180V182L27 183H31L33 184V189L35 188V190H33L31 193H30V196H29V202L30 203H34L36 202L37 200L41 199V196H44V189L46 188V183L43 182L42 180L36 178L34 176V173L33 171H31V168H30V164H29V158H28V154L27 155H21ZM32 158V156H31ZM104 158V157H103ZM142 158V157H141ZM140 158V159H141ZM161 158H162V155H161ZM180 162L178 163V160L175 156H172L171 154H166V156L162 159V162L163 163H169V164H172V166H176V165H179L182 161H186L184 160V158H180L178 157ZM187 157H185L186 159ZM194 158V157H192ZM191 158V162H193V165L194 163H196V160H192ZM199 158V157H198ZM207 158V156L205 155V159ZM218 158V157H217ZM220 158V157H219ZM224 158V159H225ZM195 159V158H194ZM125 160V159H124ZM203 160V159H202ZM221 160V159H220ZM128 161V160H126ZM140 161V160H139ZM199 161V160H197ZM210 161H213L210 159ZM229 161V160H228ZM17 162V159L15 160L14 163ZM31 162V161H30ZM105 162V161H104ZM117 162V161H116ZM188 162V161H187ZM186 162V163H187ZM225 162V161H224ZM227 162V160H226ZM230 162V161H229ZM200 163V162H199ZM203 163V162H202ZM233 162H231L232 164ZM33 164V163H32ZM31 164V165H32ZM104 164V163H102ZM107 164V163H106ZM168 164V165H169ZM191 164V163H189ZM205 164V163H204ZM225 164V163H224ZM200 165V164H199ZM222 165V164H220ZM227 165H228V162H227ZM237 165V164H236ZM2 167H5L4 165L1 164ZM45 166V165H44ZM50 166V165H49ZM48 166V168H49ZM85 167V164L83 165ZM95 166L97 167V170L96 172H99V167L96 165L95 163ZM152 167V165H150ZM188 166V164H187ZM203 166V165H202ZM212 166V165H211ZM230 166V165H229ZM228 166V167H229ZM232 166V165H231ZM46 167V166H45ZM106 167V166H105ZM170 167V165H169ZM179 167V166H178ZM185 167V166H184ZM193 167V166H192ZM221 167V166H220ZM224 167V166H223ZM222 167V168H223ZM238 167V166H237ZM33 168V167H32ZM104 168V167H103ZM176 169H178L177 167H175ZM180 168V167H179ZM182 168V167H181ZM180 168V169H181ZM190 168V167H188ZM211 168V167H210ZM225 168H226V164H225ZM232 168V167H231ZM239 168V167H238ZM2 169V168H1ZM34 169V168H33ZM44 169V168H42ZM51 169V168H50ZM164 169V168H163ZM198 169V168H196ZM195 169V167H193L190 171V175L186 174V176H188L189 179H192L193 178V181H196V180H199V182L202 180L203 175L202 174V170L201 171H197ZM233 169V168H232ZM105 170V168H104ZM116 170V169H114ZM206 170V168H205ZM216 169H214L215 171ZM228 170H230V168H228ZM239 170V169H238ZM148 171V170H147ZM150 171V170H149ZM148 171V172H149ZM152 171V170H151ZM164 171V170H163ZM181 171V170H180ZM179 171V172H180ZM231 171V170H230ZM105 172V171H104ZM156 172V171H155ZM154 172V173H155ZM227 172V171H225ZM234 172V171H233ZM232 172V173H233ZM242 172V171H240ZM145 173V172H144ZM177 173V172H176ZM183 173V172H182ZM222 173V172H221ZM230 173V172H229ZM238 173V172H237ZM122 174L121 171H119L118 173L115 174V178ZM148 174V173H147ZM156 174V173H155ZM175 174V173H174ZM178 174V173H177ZM231 174V173H230ZM10 175V174H9ZM124 175V174H122ZM154 175V174H153ZM162 175V174H161ZM160 175V176H161ZM185 175V174H184ZM222 175V174H221ZM229 176V174H227ZM236 175V174H234ZM244 175V174H243ZM138 176V175H136ZM192 176V177H191ZM233 177V175H231ZM237 176V175H236ZM234 176V177H236ZM242 176V175H241ZM164 177V175H163ZM177 177H180V175ZM184 177V176H183ZM222 177V176H221ZM240 177V175H239ZM186 178V177H185ZM224 178H227L226 177H223ZM229 178V177H228ZM227 178V179H228ZM238 178V177H237ZM237 178H235L234 180H236ZM9 179H10V176H9ZM225 179V180H227ZM230 179V178H229ZM239 179V178H238ZM237 179V180H238ZM241 179V178H240ZM207 180V179H206ZM232 180V179H231ZM46 181V180H45ZM49 181V180H48ZM58 181V180H57ZM191 181V180H190ZM208 181V180H207ZM214 181V180H213ZM239 181V180H238ZM174 182V180H173ZM185 182V181H184ZM226 182V181H225ZM231 181L229 180V183ZM236 182V181H235ZM245 182V181H244ZM203 183V182H202ZM238 183V182H237ZM236 183V184H237ZM260 183V184H259ZM65 184V183H64ZM186 184V183H185ZM198 184V183H197ZM258 184V185H257ZM51 185V184H50ZM118 185H121L119 184L118 182H114V186H118ZM141 185V184H140ZM199 185V184H198ZM226 185L228 186L227 182H226ZM232 185L234 186L235 183H233L232 181ZM239 185V183H238ZM179 186V185H178ZM200 186V185H199ZM226 186V187H227ZM50 187V186H49ZM165 187V186H164ZM177 187V185H176ZM206 187V186H205ZM248 187V186H247ZM55 188V187H54ZM60 188V187H59ZM179 188V187H178ZM225 188V187H224ZM232 188V186L230 187ZM140 189H143V187H141ZM175 189V188H174ZM192 189V188H191ZM176 190V189H175ZM196 190V189H195ZM199 190V189H198ZM202 190V189H201ZM200 190V191H201ZM220 190V188H219ZM230 190V189H229ZM233 190V189H232ZM102 191V190H101ZM141 191V190H140ZM205 191V190H203ZM201 191V192H203ZM225 191V190H224ZM55 192V191H54ZM186 192V191H185ZM189 192V191H188ZM234 192V191H233ZM102 193V192H100ZM99 193V194H100ZM141 192H139V189H138V192H133L132 191H129L128 194L131 196V198H133L134 202H136L137 204H140L137 206V208L139 210H135L137 213V215L135 213H133V211L131 210V207L129 205V202L131 201V199H129L125 204L123 203L122 206L120 205V209L122 211V209L125 211L124 215H119L117 218H115L117 221H119V224H121V220L123 218H125V221L129 224V225H125L127 226L126 229L124 230L123 234L121 235V242L123 243H127L129 245V247L131 246H136V245H139L140 249H138L139 247H134L136 249H138V253L136 254H133L132 255V259L131 260H138L137 262H141V264H199L198 261L197 262H193L191 261L192 258L196 257L198 254L202 253L203 251H207L206 255L203 253L204 255V261H205V264H239L240 261L238 259V256L239 254L236 252V251H233V249L235 250H241L243 249L239 247V244L236 242V243H232V242H224L222 244V247L217 249V250H213V248H209L208 250H206V248L204 249H201L197 246H194V248H192L190 250L189 247H185L184 245H180L178 244L179 241L181 240H186L190 242V239L193 240L194 237H192L191 235H194V233L189 230V231H182L181 233H178L177 231L175 230H168V231H158L159 227L161 226H166V225H170L173 223L174 219L173 217H168L166 219H162V218H159L158 216H154L152 215V213L150 214H143V210H154L153 206L150 207V208H145V206L141 205V202H142V194H139ZM145 193V191H144ZM147 193V192H146ZM187 193V192H186ZM208 193L210 196H214L215 195V190H213L212 188H208ZM218 193V192H217ZM216 193V194H217ZM53 194V193H52ZM59 194V193H58ZM98 194V196H99ZM188 194V193H187ZM186 194V196H187ZM190 194V193H189ZM198 194V193H197ZM203 194V193H202ZM207 194V193H206ZM50 195V194H49ZM69 195V193H68ZM67 195V196H68ZM101 195V194H100ZM174 195V194H173ZM230 195V194H229ZM70 196V195H69ZM104 196V195H103ZM199 196V195H198ZM227 196V194H226ZM45 197V196H44ZM50 197V196H49ZM53 197H54V194H53ZM57 197V195L55 196ZM144 197V196H143ZM222 197V195L220 196ZM147 198V197H146ZM216 198V196H215ZM219 198V197H218ZM229 198V196H228ZM238 198V197H237ZM43 199V197H42ZM49 199V198H48ZM48 199H44V200H48ZM58 199V197H57ZM56 199V200H57ZM69 198L67 197V200ZM145 199V197H144ZM203 199V198H202ZM201 199V201H202ZM223 199V198H222ZM230 199V198H229ZM61 200V199H60ZM65 200V199H64ZM112 200V199H111ZM224 200V199H223ZM41 201V200H40ZM49 201V200H48ZM62 201V200H61ZM148 201V200H147ZM228 201V200H227ZM235 201V199H234ZM238 201V200H237ZM58 202V201H57ZM149 202V201H148ZM221 202V201H219ZM263 202H264V199H263ZM41 203V202H40ZM49 203V202H48ZM51 203V202H50ZM56 203V202H55ZM63 203V202H62ZM68 202H64L63 204H67ZM103 203V202H102ZM113 203V202H112ZM116 203V202H115ZM157 203V202H156ZM203 203V202H202ZM212 203V202H211ZM248 203V202H247ZM59 204V203H58ZM71 206H72V203H69ZM108 204V203H107ZM158 204V203H157ZM186 204V203H185ZM188 204V203H187ZM222 204V203H221ZM235 204V203H234ZM32 205V204H31ZM38 205V204H37ZM42 205V203H41ZM49 205V204H48ZM51 205V204H50ZM215 205V204H214ZM53 206V205H52ZM58 206V205H57ZM110 206V205H109ZM113 206V205H112ZM111 206V207H112ZM136 206V205H135ZM222 206V205H221ZM143 207V208H141ZM228 207H231L230 205ZM56 209V208H55ZM58 209H60L58 207ZM158 209V208H157ZM207 209V208H206ZM214 209V208H213ZM218 209V208H217ZM230 209V208H229ZM74 211L72 212V214L74 216H76L77 219H75V225L77 227V230L75 232H72V233H63L62 235L60 234V236L56 237V238H53V239H50V242L52 243L51 245H54V244H58L60 245L59 242H63V244L61 245V248H57L56 252L53 254L51 253V249L50 247L47 249V250H40V248H37V245L36 247H34V244L32 243H27L24 245L25 248H23V250L18 254V253H13L11 254V258L12 260H17V259H20V256H23V260L24 262H21V264H74L71 260L67 259L70 255H91L92 257L94 258H98V259H101L103 261H116V262H120V263H123L124 261H126L125 257H115L114 255H117L119 254L118 252V248L116 247V240L118 238H120V227L118 225H116V223L111 220L109 222H107L106 220L104 219H101L99 218L97 215H93L90 213V210H87V211H82V212H77V210L75 211V208L73 209ZM159 210V209H158ZM221 210V211H220ZM219 212L221 214H224L223 212V209H220ZM160 211V210H159ZM60 212V210H59ZM212 212V211H211ZM112 213V212H110ZM209 213V212H208ZM113 214H116V212ZM210 214V213H209ZM61 215H63L61 213ZM212 215V214H211ZM220 215V214H218ZM112 216V215H111ZM235 216V215H234ZM239 216V215H238ZM113 217V216H112ZM220 217V216H219ZM246 217V216H245ZM75 218V217H74ZM209 218V217H208ZM213 218V217H212ZM216 217H214L215 219ZM207 219V218H206ZM210 219V218H209ZM115 220V221H116ZM213 220V219H212ZM61 221V220H60ZM235 221V220H234ZM74 222V221H73ZM113 222V223H112ZM221 222V221H220ZM126 223V224H127ZM197 223V222H196ZM219 223V222H217ZM124 224V223H123ZM74 225V226H75ZM122 226V224H121ZM200 226V225H199ZM202 226V225H201ZM200 226V227H201ZM241 226V225H240ZM59 227V226H58ZM204 227V226H203ZM237 227V226H236ZM255 227L256 229H262L263 230V233H256L254 235V237H252L250 239L251 242L255 243V245L252 247V254L248 256V259L250 261H252L254 264H264V221L263 222H258V223H255ZM60 228V227H59ZM187 228V227H186ZM202 228V227H201ZM205 228V227H204ZM241 228V227H240ZM206 229V228H205ZM213 229V228H212ZM212 229H208L207 231L209 233H211ZM217 229V228H216ZM239 229V227H238ZM60 229H58L59 231ZM69 231H72L70 229H68ZM56 231V230H54ZM62 231V230H60ZM59 231V232H60ZM206 231V230H205ZM57 232V233H59ZM63 232V231H62ZM65 232V231H64ZM137 232L140 234V239L137 240L136 239V236L138 235ZM204 232V231H203ZM207 232V233H208ZM218 232V231H217ZM239 232V231H238ZM122 233V232H121ZM178 233V234H177ZM205 233V232H204ZM209 233L207 235H209ZM56 235V233H55ZM59 235V234H58ZM206 235V234H205ZM206 235V236H207ZM213 235V234H212ZM211 235V237H212ZM221 235V234H220ZM219 235V236H220ZM139 236V235H138ZM137 236V238H138ZM205 236V237H206ZM209 237V239L211 238ZM213 237H215L213 235ZM217 237V236H216ZM220 238V237H219ZM204 239V238H203ZM238 238L235 237V241L237 240ZM205 240H207L205 238ZM215 240V239H214ZM221 240V239H220ZM223 240V239H222ZM30 241V240H29ZM203 242V241H202ZM210 242H211V239H210ZM216 242V241H215ZM184 243V242H183ZM220 243V241L218 242ZM36 244V243H35ZM213 244V243H212ZM221 244V243H220ZM17 245V244H16ZM214 246V245H213ZM218 246V245H216ZM232 248H231V247ZM15 247V246H14ZM13 247V248H14ZM57 247V246H56ZM20 248V247H19ZM55 250V249H54ZM134 250V249H133ZM120 251V250H119ZM132 251V250H131ZM136 251V252H137ZM133 252V251H132ZM154 252V253H158L159 256L157 258L158 261H152L150 259L151 257V253ZM227 252H231L229 254V256H227ZM247 252V251H245ZM7 254V253H6ZM212 254V255H211ZM250 254V253H249ZM2 256V255H1ZM87 256V257H88ZM199 256V255H198ZM72 256H70L71 258ZM137 257V258H136ZM82 258V257H81ZM197 258V257H196ZM200 258V257H199ZM9 259V258H8ZM80 259V258H78ZM5 260V258H4ZM85 260V259H84ZM83 260V261H84ZM195 261V258L193 259ZM199 260V259H198ZM201 260V259H200ZM10 262V261H9ZM76 262V261H75ZM135 262V261H134ZM202 262V261H201ZM200 262V263H201ZM242 262V261H241ZM8 263V262H7ZM79 263V262H78ZM107 263V262H106ZM110 263V262H109ZM115 263V262H113ZM13 264H20L18 262H13ZM111 264V263H110Z\"/></svg>",
	"mask_w": 264,
	"mask_h": 264
}]
</instances>
